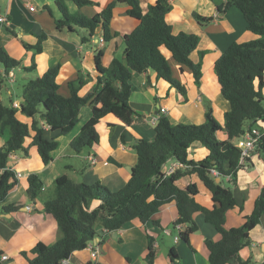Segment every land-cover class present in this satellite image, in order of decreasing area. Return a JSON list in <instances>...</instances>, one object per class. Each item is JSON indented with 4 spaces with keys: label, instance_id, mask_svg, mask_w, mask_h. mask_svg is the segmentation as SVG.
<instances>
[{
    "label": "trees",
    "instance_id": "obj_1",
    "mask_svg": "<svg viewBox=\"0 0 264 264\" xmlns=\"http://www.w3.org/2000/svg\"><path fill=\"white\" fill-rule=\"evenodd\" d=\"M55 4L62 15V18L56 19L60 31L68 28L76 33L87 29L89 37H92L102 27L103 37L109 41L110 21L118 4L130 6L127 14L139 20L140 24L125 36V61L114 59L106 68L102 65V53L96 55L97 86L86 97L80 94L87 83L81 76L68 84L69 96L60 93L61 66L57 64L44 74L27 79L20 110L13 103L9 106L0 103V136L9 134L8 141L0 148V204L6 201L20 180L14 171L8 169L12 154L19 152L27 156L35 147L44 165L53 161L52 153L59 142L56 137H46L47 128L59 132L60 136L69 134L79 124L81 109L90 105L93 117L71 142L72 149L80 153L99 144L97 125L107 115L131 126L136 117L130 105L135 74L155 72L158 80L167 81L171 87L185 94L186 88L173 75L163 47L177 63L193 72L198 85L201 83L202 65L191 58L200 39L195 34L173 32L166 20L172 9L170 0H157L146 13L140 0H116L91 18L81 12L84 6L93 4L90 0H55ZM232 7L242 13L247 29L257 38L233 43L215 64L222 96L230 107L225 113L224 123L215 119L212 109H208L206 121L202 124H173L167 117H161L155 126V139H139L134 144L137 162L132 168L130 180L118 191L110 190L101 182L76 184L67 175L60 176L55 183V197L44 203V211L55 219L63 236L52 245L37 244L33 248L35 257L29 264H59L61 260H69L76 251L86 249L103 233L111 235L135 220L147 223L170 202H176L179 215L174 229L183 228L179 232V240L188 243L190 236L199 230L194 219L197 213H202L205 221L220 235L219 244L213 241L206 243L210 264L252 263L250 260L243 261L239 254L250 244V233L264 218V191L256 200L252 214L245 218L244 225L227 229V212L237 207L238 202L233 189L222 181L217 182V178L230 177L236 182L239 171L244 168L236 142L258 123H264V0H227L218 6V10L225 13ZM198 19L201 24L213 20L201 16ZM5 29L10 32L9 28ZM89 37H83L82 42L91 41ZM44 39L41 37L32 46L35 54L43 51ZM0 63L8 73L21 65L3 48L1 40ZM24 70H36L35 60L31 67ZM19 111L30 122L20 121ZM222 133L226 139H221ZM194 145L205 147L209 155L201 161L190 160L189 152ZM256 149L264 159V136ZM171 160L186 166V171L179 170L167 176L165 167ZM212 171L217 172L218 177ZM192 174H197L212 194L215 203L212 209L196 200L200 193L196 184H190L185 189L177 185L182 176ZM27 183V196L36 201L43 190V181L33 173ZM18 208L19 204H9L2 211L12 213ZM155 224L159 225V222ZM146 259L148 264H156L155 239L150 235ZM169 260L170 264H182L175 248L170 250Z\"/></svg>",
    "mask_w": 264,
    "mask_h": 264
},
{
    "label": "crops",
    "instance_id": "obj_2",
    "mask_svg": "<svg viewBox=\"0 0 264 264\" xmlns=\"http://www.w3.org/2000/svg\"><path fill=\"white\" fill-rule=\"evenodd\" d=\"M90 1L93 4L84 6L81 12L91 18L116 0ZM226 1L170 0L172 9L166 20L172 26L173 32L195 34L200 39L197 50L191 55L195 63L202 65L200 85L196 83L193 72L177 63L163 47L173 75L186 88L185 94L171 87L167 81L158 80L155 72L135 74L130 105L135 110L136 117L131 126H126L114 116L107 115L97 126L100 134L99 144L76 153L71 147V142L93 117L92 108L86 105L81 109L79 124L69 134L60 136L59 132L46 129V137H56L59 142L58 148L52 153L53 161L49 165L41 162L35 147L30 149L27 156L19 152L10 156L8 169L22 172V178L10 191L6 201L0 204V256H9V260L0 261V264H29L35 257L33 248L37 244L52 245L62 238L63 234L57 222L44 211V203L47 200L39 199L48 189H55L56 180L60 176L67 175L76 184L101 182L112 191L123 188L130 180L132 168L137 162L134 144L139 139H155V126L151 123L153 116H165L173 124H202L206 121L208 109H212L215 119L221 124L224 123L225 113L230 107L222 96L215 64L233 43L257 38L247 29L246 21L237 8L232 7L225 13L219 12L218 6ZM156 2L157 0H140L143 12L146 13L149 6ZM71 9L74 10L73 5ZM129 9L130 6L125 4L116 6L110 21L111 39L103 45H97V39L103 37L102 27L92 37H89L87 29H80V32L76 33L70 32L68 28L58 30L56 19L62 18V15L55 0H0V15L5 16L8 21L0 30L1 44L9 55L21 64L8 73L0 63V103L6 106L17 104L20 110L23 95L17 90V74L24 76L27 81L28 78L44 74L57 64L61 66L60 93L69 96L68 84L81 76L87 83L80 94L86 97L97 86L99 73L95 57L98 53H102V65L106 68L114 59L125 61V36L140 24L139 20L127 14ZM198 16L213 20L201 24ZM41 37H45L42 43L43 51L35 54L32 46H35ZM83 37H89L91 41L83 43ZM202 52H205L204 56ZM34 60L36 70H24L31 67ZM19 71L27 75L22 76ZM5 81L9 83L8 88L4 85ZM4 90H7L5 95ZM162 108L167 110L166 113H160ZM18 117L22 122H30L21 111L18 112ZM44 125L46 126L45 123ZM255 127L264 132L263 122ZM8 139V133L0 136V148ZM221 139H226L224 133L221 134ZM208 155L205 147L194 145L190 149L189 159L201 161ZM92 158L95 161H92ZM179 170L185 172L186 166L176 160L166 164L167 176ZM33 173L38 174L44 184L36 201H31L27 196V179ZM220 180H226L233 185L232 189L238 202L237 207L227 212L225 227H241L246 221L245 218L252 214L256 200L264 191L263 155L258 149L252 152L246 159L244 168L239 171L235 183L228 178ZM190 184H196L200 191L196 200L204 207L212 209L215 205L212 194L197 174L182 176L177 181V185L182 189ZM9 204H19L18 210L12 213L2 211L3 207ZM178 216L176 202H170L162 206L145 224L135 220L111 235L103 233L86 249L76 251L69 258L68 264H148V235L155 239L156 264H170L169 252L172 248L177 251L182 264H210L206 243L213 241L219 244L220 235L205 221L202 213H197L194 219L199 225V230L190 236L188 243L176 241L179 232L183 230L174 229ZM155 222H159V225ZM96 243L100 246V253L94 261L90 247ZM239 257L243 261L250 260L251 264H264V218L250 233V244L241 250Z\"/></svg>",
    "mask_w": 264,
    "mask_h": 264
},
{
    "label": "built area",
    "instance_id": "obj_3",
    "mask_svg": "<svg viewBox=\"0 0 264 264\" xmlns=\"http://www.w3.org/2000/svg\"><path fill=\"white\" fill-rule=\"evenodd\" d=\"M31 10H35L33 7H30ZM7 18L5 16L0 15V30L5 27L7 25ZM105 42L103 37H100L99 39H97L96 44L97 45H103ZM14 107H19L17 104H14ZM166 109L162 108L160 110L161 114L166 113ZM160 116L155 115L152 117L151 119V123L156 126L160 120ZM264 136V132H262L258 127H254L251 130H248L237 142H236V146L240 149L241 151V159H240V163L242 165H245L246 163V159L251 155L252 152H254L257 148V145L261 142L262 138ZM92 161H95L94 158H92ZM1 172V171H0ZM213 174L217 175V172L212 171ZM16 174V178L21 179L22 178V172H15ZM218 176V175H217ZM228 179H231L230 177H228ZM181 228V227H178ZM176 241H179V237H176ZM93 241L90 243L92 244ZM89 244V245H90ZM92 249V254L91 257L94 261H96L98 259V255L100 253V246L98 243H96L95 245H91L90 247ZM9 260V256L7 255H1L0 256V261H7ZM69 260L68 259H64L61 260V262L59 264H68Z\"/></svg>",
    "mask_w": 264,
    "mask_h": 264
},
{
    "label": "rangeland",
    "instance_id": "obj_4",
    "mask_svg": "<svg viewBox=\"0 0 264 264\" xmlns=\"http://www.w3.org/2000/svg\"><path fill=\"white\" fill-rule=\"evenodd\" d=\"M19 74L20 75H27L25 72L23 73L22 71H19ZM17 77H18V83L19 84H17L16 86L18 87L17 88V90L19 91V94L20 95H23V89H24V85L26 84V80H25V77L23 76V77H21V76H18V74H17ZM4 85H6L7 86V88L9 87V83L8 82H4ZM5 88V87H4ZM7 93V90H4V92H3V95H5ZM6 102H7V99L5 100ZM20 116H21V114H20ZM98 126V125H97ZM259 127V126H258ZM260 128V127H259ZM99 130V129H98ZM223 138H225L224 136H223ZM73 179V178H72ZM225 179V178H224ZM224 185L225 186H227V187H229V188H232V184L231 183H228L226 180H224ZM55 188V187H54ZM55 189H48L46 192H44L43 193V195H41L40 197H39V199H41L42 201H44V200H48V199H50L51 197H55L54 195H55V191H54ZM50 195H52L51 197H50ZM3 264H6V263H3Z\"/></svg>",
    "mask_w": 264,
    "mask_h": 264
},
{
    "label": "water",
    "instance_id": "obj_5",
    "mask_svg": "<svg viewBox=\"0 0 264 264\" xmlns=\"http://www.w3.org/2000/svg\"><path fill=\"white\" fill-rule=\"evenodd\" d=\"M221 180H220V178H217V182H220Z\"/></svg>",
    "mask_w": 264,
    "mask_h": 264
}]
</instances>
